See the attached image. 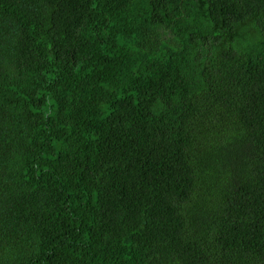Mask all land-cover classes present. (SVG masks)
<instances>
[{
  "label": "trees",
  "instance_id": "1",
  "mask_svg": "<svg viewBox=\"0 0 264 264\" xmlns=\"http://www.w3.org/2000/svg\"><path fill=\"white\" fill-rule=\"evenodd\" d=\"M0 264H264V0H0Z\"/></svg>",
  "mask_w": 264,
  "mask_h": 264
}]
</instances>
